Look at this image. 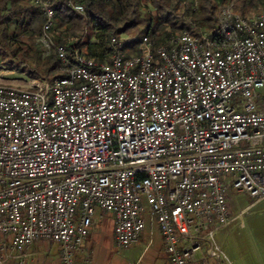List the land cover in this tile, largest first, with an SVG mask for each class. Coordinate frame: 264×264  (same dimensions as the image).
<instances>
[{
	"label": "built area",
	"instance_id": "built-area-1",
	"mask_svg": "<svg viewBox=\"0 0 264 264\" xmlns=\"http://www.w3.org/2000/svg\"><path fill=\"white\" fill-rule=\"evenodd\" d=\"M35 2L63 76L0 85V264L40 240L77 264L97 208L114 214L119 247L140 239L148 214L169 264H218L202 252L232 220L228 187L264 198V11L222 5L215 30L157 47L119 34L98 62L56 44L53 0Z\"/></svg>",
	"mask_w": 264,
	"mask_h": 264
},
{
	"label": "trees",
	"instance_id": "trees-1",
	"mask_svg": "<svg viewBox=\"0 0 264 264\" xmlns=\"http://www.w3.org/2000/svg\"><path fill=\"white\" fill-rule=\"evenodd\" d=\"M231 2L243 18L264 11V0H53L51 38L71 57L78 52L105 62L111 58L113 36L148 35L157 47L184 31H213L221 6ZM45 21L35 0H0V59L49 82L63 73L55 50L45 55L40 41Z\"/></svg>",
	"mask_w": 264,
	"mask_h": 264
},
{
	"label": "rangeland",
	"instance_id": "rangeland-1",
	"mask_svg": "<svg viewBox=\"0 0 264 264\" xmlns=\"http://www.w3.org/2000/svg\"><path fill=\"white\" fill-rule=\"evenodd\" d=\"M35 82L42 81L33 79L21 67L0 59V85L30 88L35 86ZM227 199L232 220L213 230L202 253L210 260L219 256L224 264H264V198H253L246 191L229 186ZM143 204L149 211L146 200ZM96 210L94 220H100L103 211L100 208ZM145 216L149 221L148 214ZM213 249L216 256L212 255ZM198 254L200 256L201 252Z\"/></svg>",
	"mask_w": 264,
	"mask_h": 264
},
{
	"label": "crops",
	"instance_id": "crops-1",
	"mask_svg": "<svg viewBox=\"0 0 264 264\" xmlns=\"http://www.w3.org/2000/svg\"><path fill=\"white\" fill-rule=\"evenodd\" d=\"M102 211L100 220L93 219L87 242L76 255L77 264H169L164 239L156 222L149 219L140 239L122 248L114 238V214ZM24 255L22 262L13 259L11 264H61L57 242L40 240L27 247ZM216 261L224 264L221 258Z\"/></svg>",
	"mask_w": 264,
	"mask_h": 264
}]
</instances>
